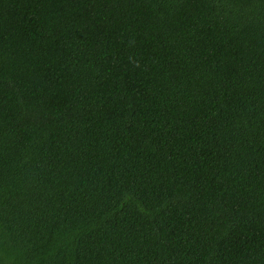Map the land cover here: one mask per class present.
Returning <instances> with one entry per match:
<instances>
[{
	"label": "trees",
	"instance_id": "trees-1",
	"mask_svg": "<svg viewBox=\"0 0 264 264\" xmlns=\"http://www.w3.org/2000/svg\"><path fill=\"white\" fill-rule=\"evenodd\" d=\"M0 264H264V0H0Z\"/></svg>",
	"mask_w": 264,
	"mask_h": 264
}]
</instances>
